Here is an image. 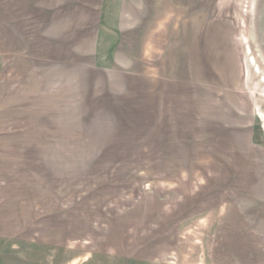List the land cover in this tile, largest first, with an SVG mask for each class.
<instances>
[{
  "label": "rangeland",
  "instance_id": "374dc122",
  "mask_svg": "<svg viewBox=\"0 0 264 264\" xmlns=\"http://www.w3.org/2000/svg\"><path fill=\"white\" fill-rule=\"evenodd\" d=\"M263 210L264 0H0V264H264Z\"/></svg>",
  "mask_w": 264,
  "mask_h": 264
},
{
  "label": "crops",
  "instance_id": "0c3cea01",
  "mask_svg": "<svg viewBox=\"0 0 264 264\" xmlns=\"http://www.w3.org/2000/svg\"><path fill=\"white\" fill-rule=\"evenodd\" d=\"M262 222L264 223V220H262ZM256 232H257V245H258L257 251H256V258H257V260H260V259H264V234H263L264 231L262 233H260L259 231L256 230ZM258 232L260 234H258ZM260 242H261V246H260ZM260 248L262 250H260Z\"/></svg>",
  "mask_w": 264,
  "mask_h": 264
}]
</instances>
